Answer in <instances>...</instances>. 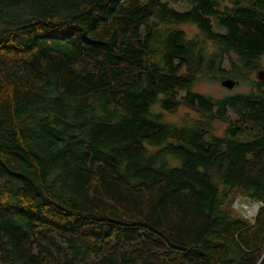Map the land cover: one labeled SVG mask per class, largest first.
Masks as SVG:
<instances>
[{
    "label": "trees",
    "instance_id": "16d2710c",
    "mask_svg": "<svg viewBox=\"0 0 264 264\" xmlns=\"http://www.w3.org/2000/svg\"><path fill=\"white\" fill-rule=\"evenodd\" d=\"M186 1L0 0V264H264V0Z\"/></svg>",
    "mask_w": 264,
    "mask_h": 264
},
{
    "label": "rangeland",
    "instance_id": "374dc122",
    "mask_svg": "<svg viewBox=\"0 0 264 264\" xmlns=\"http://www.w3.org/2000/svg\"><path fill=\"white\" fill-rule=\"evenodd\" d=\"M164 1H167L169 5L172 8L176 9L177 11H186L191 7L190 2L186 0H178V1L164 0ZM183 28L189 33V35H192L196 32V29L189 25H185L183 26ZM262 68H264V56L262 58V64L259 69H262ZM251 78L257 80L255 77V72L252 73ZM194 89L204 94H209V95L218 97V96H222L228 93L247 92L249 90V83L242 82V83H239L238 85H235L233 88L228 89V88L223 87L220 84V81H213V80L204 78L203 80L197 83ZM184 112H185V109L181 108L177 114L167 115L166 116L167 120L173 121V122L178 121L180 115L184 114ZM222 128L223 127L221 124L219 123L215 124V131L217 134H220V131ZM256 204L258 208L259 207L258 202L251 200L247 196L237 194L235 195L232 201L231 207L238 215H241L244 219L248 220L247 215L249 214L250 206L254 207L256 206Z\"/></svg>",
    "mask_w": 264,
    "mask_h": 264
},
{
    "label": "water",
    "instance_id": "95a60500",
    "mask_svg": "<svg viewBox=\"0 0 264 264\" xmlns=\"http://www.w3.org/2000/svg\"><path fill=\"white\" fill-rule=\"evenodd\" d=\"M255 77H256L257 81L264 83V68L257 69L255 71ZM220 84L225 88L231 89L235 85H238L239 81L231 79V78H223L220 80Z\"/></svg>",
    "mask_w": 264,
    "mask_h": 264
},
{
    "label": "built area",
    "instance_id": "2783aa9c",
    "mask_svg": "<svg viewBox=\"0 0 264 264\" xmlns=\"http://www.w3.org/2000/svg\"><path fill=\"white\" fill-rule=\"evenodd\" d=\"M259 206V205H258ZM257 204H256V206H250V209H249V214L247 215V218H248V221L250 222V223H253V221H254V217H255V215H256V211H257Z\"/></svg>",
    "mask_w": 264,
    "mask_h": 264
}]
</instances>
